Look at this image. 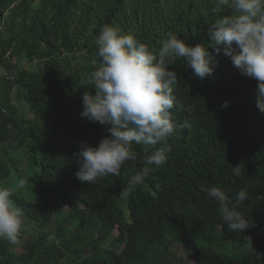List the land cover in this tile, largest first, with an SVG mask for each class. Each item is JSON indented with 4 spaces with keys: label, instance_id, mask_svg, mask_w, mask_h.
<instances>
[{
    "label": "trees",
    "instance_id": "16d2710c",
    "mask_svg": "<svg viewBox=\"0 0 264 264\" xmlns=\"http://www.w3.org/2000/svg\"><path fill=\"white\" fill-rule=\"evenodd\" d=\"M216 6V0H0V147H16V139L33 134L43 140L41 151L31 156L34 169L25 172L42 199L16 191L15 206L44 229L64 206L70 218L91 213L98 220L93 230L98 243L118 230L117 249L105 248L103 257L87 255L77 264H165L174 243L192 256L191 263L180 264H264V114L255 106L257 82L223 52L203 80L184 59L168 66L177 76L173 119L177 124L187 119L192 127L169 138L167 162L151 166L143 185L127 191L130 177L146 166L145 157L165 145H134L137 159L126 162L118 177L86 184L75 176L81 141L95 146L110 135L80 115L82 98L72 96L77 89L94 92L88 79L100 65L94 40L103 26L119 27L154 49L168 33L190 46L207 44L209 25L230 14L227 8L217 14ZM23 60L31 67L24 68ZM16 99L28 104L33 119L20 114ZM225 101L228 106L221 107ZM46 111L50 118L35 117ZM50 127L67 134L55 136ZM4 167L0 163V180L6 178ZM211 186L227 189L229 198L246 189L249 199L238 210L252 226L229 231L207 194ZM216 236L254 250L235 257L196 244ZM24 240L21 251L0 240V264H30L37 240Z\"/></svg>",
    "mask_w": 264,
    "mask_h": 264
},
{
    "label": "clouds",
    "instance_id": "9594fccd",
    "mask_svg": "<svg viewBox=\"0 0 264 264\" xmlns=\"http://www.w3.org/2000/svg\"><path fill=\"white\" fill-rule=\"evenodd\" d=\"M215 12L230 9V14L218 15L208 27L207 44L190 46L179 35L168 33L158 49L142 43L119 27L104 25L95 37L99 67L88 79L94 92L83 93L80 115L107 128L98 145L81 141L74 155L79 166L75 173L81 183L93 184L108 176L118 177L122 166L135 161L134 145L163 144L145 157V167L128 180V192L143 185L151 166L167 162L169 138L178 130L191 129L189 120L177 124L172 110L178 106L174 94L177 76L169 69L179 59L203 80L211 76L223 52L234 68L257 82L255 106L264 114V0H216ZM212 51H209V49ZM225 101L221 107H227ZM240 175V168H233ZM21 178L13 187L0 186V240L16 243L23 225V212L12 199L23 188ZM208 196L218 204L222 221L231 232L243 233L252 226L238 210L249 199L246 189L229 198L228 190L211 186ZM248 244L250 245V239Z\"/></svg>",
    "mask_w": 264,
    "mask_h": 264
},
{
    "label": "rangeland",
    "instance_id": "374dc122",
    "mask_svg": "<svg viewBox=\"0 0 264 264\" xmlns=\"http://www.w3.org/2000/svg\"><path fill=\"white\" fill-rule=\"evenodd\" d=\"M21 65L24 68L31 67V64L25 60L21 62ZM2 73L3 71L0 69V75ZM76 95L82 98L83 91L79 89L75 90L72 96L75 97ZM14 103H16L20 114L33 119L34 114L30 111L25 101L16 99ZM50 112L46 111L41 114H36L35 117L39 118V121H43L45 115L46 119L51 117L52 113ZM52 129L53 127H50L49 131L55 136L67 134L65 128H62L61 131ZM16 144V147H13L12 144H4L0 147V163H2L5 166L4 169H6V175L4 174L2 176V178H6L0 180V186L13 187L23 178L25 180L24 187L16 191L26 199L32 201L41 200L42 196L36 188L34 181L28 179L25 172L30 173L31 170L34 169L31 165V156L33 152L36 151L39 153L41 151L43 140L39 134H33L32 136L24 138L22 142H18L16 139ZM68 212V207L64 206L63 211L52 217L50 226L46 229L40 227L36 221L27 219L23 216L20 238L16 243H9L7 241L8 245L15 251H21L23 249L22 245H24L25 242L24 239H30L32 241L37 240L33 241L35 246L34 256L30 264H77V261H81L82 258L87 255L103 257L105 248L117 249L113 241L118 233L117 229L113 231L108 241L98 243L96 240H93L96 236L93 230L95 225L98 224V220L95 216L91 213H87L82 218H70ZM59 223L61 224L57 226ZM196 244L208 246L219 253L235 257L248 250H254L252 246H247L244 242L227 241L221 239L219 236L205 242L197 241ZM166 258L167 261L165 264L192 262L190 251L179 243H174L171 246Z\"/></svg>",
    "mask_w": 264,
    "mask_h": 264
}]
</instances>
